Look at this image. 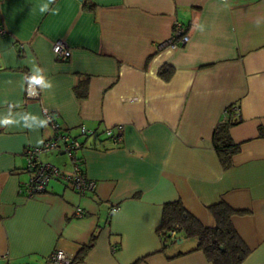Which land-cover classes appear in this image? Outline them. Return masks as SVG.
I'll return each instance as SVG.
<instances>
[{
	"label": "crops",
	"instance_id": "0c3cea01",
	"mask_svg": "<svg viewBox=\"0 0 264 264\" xmlns=\"http://www.w3.org/2000/svg\"><path fill=\"white\" fill-rule=\"evenodd\" d=\"M176 21L190 41L157 49ZM0 27V264H64L50 255L72 260L93 235L82 262L212 264L197 238L164 245V206L174 201L206 227L217 223L211 207L227 203L249 249L240 264H264V0H0ZM60 40L67 61L53 51ZM31 80L39 99L26 98ZM233 104L240 148L225 166L213 134ZM48 112L83 142L94 192L52 179L45 192L22 193L26 149L55 135ZM117 125L115 145L105 129ZM63 155L41 158L69 168Z\"/></svg>",
	"mask_w": 264,
	"mask_h": 264
},
{
	"label": "built area",
	"instance_id": "2783aa9c",
	"mask_svg": "<svg viewBox=\"0 0 264 264\" xmlns=\"http://www.w3.org/2000/svg\"><path fill=\"white\" fill-rule=\"evenodd\" d=\"M5 30L0 27V34H4ZM191 35L182 22L176 21L174 24V32L168 39L156 43L157 49L171 48L177 50L185 46L190 41ZM53 51L58 60L67 61L72 56V49L67 42L60 40L53 45ZM26 98L39 99V85L36 81H28L26 85ZM241 117L240 107L238 105L228 106L224 110L222 123H234ZM46 121L55 130V135L46 140L41 146L29 147L25 154L28 159L27 168L30 172V179L23 185L22 193L28 197L45 192L52 179L62 180L69 184L74 190L80 194L92 193L96 190L97 183L91 179L83 166L84 161L78 155L79 150L84 146L79 138L69 131L62 129L61 124L55 119L52 113L46 114ZM81 135H93L96 131L82 126ZM107 136L111 137L113 143L117 145L124 138V125L108 127L105 129ZM56 150L58 153L65 154L69 158L70 167L64 168L50 162L42 160L41 155L44 152ZM76 216L83 217L87 213L82 207L76 210ZM175 234V231L172 232ZM50 259L54 262L65 263L69 260L66 252L62 249L55 250Z\"/></svg>",
	"mask_w": 264,
	"mask_h": 264
},
{
	"label": "trees",
	"instance_id": "16d2710c",
	"mask_svg": "<svg viewBox=\"0 0 264 264\" xmlns=\"http://www.w3.org/2000/svg\"><path fill=\"white\" fill-rule=\"evenodd\" d=\"M86 5L88 0H85ZM169 69L165 68L162 74L168 76ZM86 90L76 89L78 97H84ZM233 124V123H232ZM231 123H220L213 134V141L225 166L231 164L232 154L239 150V145L231 141L229 129ZM216 218L213 227L204 226L196 217L186 210L181 201L169 202L164 206L163 221L160 228L164 245L174 243L179 233L185 237L198 239L196 250H202L212 264H240L249 254V249L240 238L232 224V208L225 202L220 201L211 207ZM175 231V234L172 232ZM96 235L84 245L77 256L66 261L64 264H77L85 259L86 254L94 247ZM137 264V263H134Z\"/></svg>",
	"mask_w": 264,
	"mask_h": 264
},
{
	"label": "water",
	"instance_id": "95a60500",
	"mask_svg": "<svg viewBox=\"0 0 264 264\" xmlns=\"http://www.w3.org/2000/svg\"><path fill=\"white\" fill-rule=\"evenodd\" d=\"M77 264H90V263H87V262H80V263H77Z\"/></svg>",
	"mask_w": 264,
	"mask_h": 264
},
{
	"label": "rangeland",
	"instance_id": "374dc122",
	"mask_svg": "<svg viewBox=\"0 0 264 264\" xmlns=\"http://www.w3.org/2000/svg\"><path fill=\"white\" fill-rule=\"evenodd\" d=\"M63 156L69 161V158L67 157V155L64 154Z\"/></svg>",
	"mask_w": 264,
	"mask_h": 264
}]
</instances>
